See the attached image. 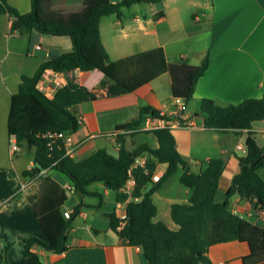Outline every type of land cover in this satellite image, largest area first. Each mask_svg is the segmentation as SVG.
Listing matches in <instances>:
<instances>
[{
	"label": "crops",
	"instance_id": "0c3cea01",
	"mask_svg": "<svg viewBox=\"0 0 264 264\" xmlns=\"http://www.w3.org/2000/svg\"><path fill=\"white\" fill-rule=\"evenodd\" d=\"M8 1L21 12L32 7L31 0ZM54 3L67 12H76L90 5L92 0H54ZM125 9L121 17L113 13L100 20L102 41L112 59L154 47H162L167 60L172 63L199 64L206 54L209 55V65L196 83L193 98L187 102L186 114L195 123L172 129L178 149L191 162L193 170L203 168L202 160L211 157L223 160L215 200L224 201L233 177L239 171V156L246 153L238 146L246 147L249 130L209 128L204 125L203 115L193 113L199 110L203 97L237 103L264 94V0H161L134 3L127 7L129 13ZM10 29L9 15L0 13V252H5L10 264H37L32 256L23 253L24 237L38 236L47 240L44 225L60 232L64 218H68L74 206L83 200L90 206L72 222L68 249L54 252L38 243L32 245L31 249L39 253L44 263L144 264L141 247L127 244L109 225V211L115 209L118 216L127 212V201H116V191L107 188L103 182H94L88 188L101 195L81 194L75 191L71 179L56 168L43 170L44 176L36 179L24 177V169L10 166L15 164L10 144L16 138L9 135L8 115L12 94L18 91L21 75L33 74L46 57L70 51L73 47L69 36L37 31L18 35ZM36 45L40 47L36 48ZM67 74L91 89L97 88L105 77L97 68L90 71L74 69ZM173 95L169 72L132 92L107 95L106 89H101L98 98L71 106L80 119V126L75 131H66V136L71 137L67 149L75 146L71 156L76 158H85L101 147L118 156L120 131L116 127L137 117L144 105H151L170 116L175 109ZM250 130L257 143L264 147V117L254 121ZM130 131L121 130L126 133L124 138L128 148L143 143L158 146L153 129H146L141 124L137 131ZM34 155L26 168L33 164ZM149 156L145 151L136 161L144 164ZM166 167L167 163L159 162L153 178L156 180ZM258 171L264 179V167ZM171 177L154 194L158 205L155 219L176 228L170 213L171 204L188 202L191 189L186 186L182 196L162 193ZM19 184L18 196L1 203L8 195L17 193ZM230 208L253 223L264 225V207L257 204L256 198L234 194ZM261 250H264V235L218 242L209 247L207 254L212 264L219 261L245 264L243 256ZM261 261L264 258L258 262Z\"/></svg>",
	"mask_w": 264,
	"mask_h": 264
},
{
	"label": "trees",
	"instance_id": "16d2710c",
	"mask_svg": "<svg viewBox=\"0 0 264 264\" xmlns=\"http://www.w3.org/2000/svg\"><path fill=\"white\" fill-rule=\"evenodd\" d=\"M159 1L92 0L90 5L76 12H67L56 6L54 0H31V9L21 12L8 0H0V13H7L11 19V33L30 35L37 31L69 36L73 45L70 51L46 57L33 74L21 75L18 91L11 98L8 131L16 138L18 147L28 143L35 147L33 164L22 171L24 177L37 179L44 176L43 170L56 168L71 179L77 193L101 195L88 186L103 182L107 188L116 191V201H127L126 224L118 228L122 219L112 209L108 212L109 225L127 244L141 247L144 264H212L207 254L211 245L264 235V225L253 223L230 208L234 194L256 198L257 204L264 207V179L258 171L264 167V147L257 143L254 132L250 130L254 121L264 117V94L237 103L203 97L199 110L193 113L203 115L204 125L209 128L249 130L247 151L239 156V171L222 202L215 200V193L223 172V160L211 157L202 160L205 165L201 170H193L191 162L178 149L171 127L153 129L158 138L156 147L143 143L130 149L125 145L126 133L121 130L137 131L147 114L168 117L151 105L142 106L137 117L116 127L120 131L117 136L120 143L118 156L101 147L85 158H76L67 153L63 138L53 141L50 136L55 132L77 130L80 119L72 112L71 106L98 98L101 89H106L107 95L132 92L169 72L174 96L187 102L193 98L196 83L209 65L208 54L199 64L172 63L167 60L162 47H154L112 59L102 41L100 20L103 16L115 13L121 17L124 8L134 3ZM96 68L103 71L105 77L95 89L69 78L53 97H49L36 86L47 69L68 72ZM145 151L150 156L144 164L137 163V158ZM159 162L167 163V167L155 180L153 177ZM180 170L179 181L191 189V195L188 202L171 204L170 213L177 223V227L172 228L165 221L155 219L158 205L154 194ZM131 175L135 176L136 182L129 192L125 185ZM19 188L20 184L15 192ZM18 193L8 195L1 203L15 199ZM89 206L83 200L76 204L70 216L64 218L60 232L44 225L47 240L38 236L24 237V255L32 256L37 264H45L39 253L31 249L33 244L38 243L54 252L68 249L69 228L76 216ZM263 258L264 250L243 256L245 264H264V261L258 262ZM7 263L5 252H0V264Z\"/></svg>",
	"mask_w": 264,
	"mask_h": 264
},
{
	"label": "built area",
	"instance_id": "2783aa9c",
	"mask_svg": "<svg viewBox=\"0 0 264 264\" xmlns=\"http://www.w3.org/2000/svg\"><path fill=\"white\" fill-rule=\"evenodd\" d=\"M40 45H36V48H39ZM70 76L65 71H55L52 69H47L41 78H39L36 86L41 91H43L47 96L53 97L56 91L64 86L67 82ZM173 103L175 106L174 112L168 115V117H162V116H154L151 114H147L144 121L143 126L146 129L152 130L158 127H164L168 126L171 128L179 127V126H192L194 125L193 118H190L186 114L187 110V101L184 98L181 97H175L173 96ZM161 114H164L160 112ZM50 136L53 137V141H56L58 138H63L65 140L66 148L68 144H71V137L66 136V131L61 132H55L51 133ZM11 149L12 152H15L18 149V145L16 143V140L11 143ZM239 148H243L245 151H247V147H244L242 145L238 146ZM75 149V146L71 147L70 150L67 149V153L72 155L73 151ZM143 164V163H140ZM136 182V178L134 175H131V177L128 179L125 188L127 191H131L134 187V184ZM126 214H124L121 217V222L118 228H122L126 224ZM196 264H205L204 262H198ZM217 264H223V261H219Z\"/></svg>",
	"mask_w": 264,
	"mask_h": 264
},
{
	"label": "rangeland",
	"instance_id": "374dc122",
	"mask_svg": "<svg viewBox=\"0 0 264 264\" xmlns=\"http://www.w3.org/2000/svg\"><path fill=\"white\" fill-rule=\"evenodd\" d=\"M125 10H127V13H129L130 11V9L127 8ZM191 61H196V60H194V58H191ZM11 145L12 144H10V149H11ZM34 153H35L34 147L30 149L28 145L21 146L15 152L13 153L11 152V158L13 159L15 164L14 165L10 164V166L13 168L16 167L19 170L25 169L29 165ZM0 163H2L1 159H0ZM185 188L186 186L183 185L178 180V173H177L176 175L171 177L169 181L164 185L162 193H170L173 196H182L184 194Z\"/></svg>",
	"mask_w": 264,
	"mask_h": 264
},
{
	"label": "water",
	"instance_id": "95a60500",
	"mask_svg": "<svg viewBox=\"0 0 264 264\" xmlns=\"http://www.w3.org/2000/svg\"><path fill=\"white\" fill-rule=\"evenodd\" d=\"M173 96H174V95H173ZM28 147H29V148L31 147L30 143H28ZM7 264H10V263H7Z\"/></svg>",
	"mask_w": 264,
	"mask_h": 264
}]
</instances>
